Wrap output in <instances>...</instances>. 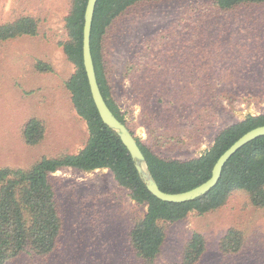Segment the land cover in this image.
<instances>
[{
  "label": "rangeland",
  "instance_id": "374dc122",
  "mask_svg": "<svg viewBox=\"0 0 264 264\" xmlns=\"http://www.w3.org/2000/svg\"><path fill=\"white\" fill-rule=\"evenodd\" d=\"M70 1L0 0V23L14 9L46 10L39 35L0 43V166L27 169L44 154L78 151L88 137L65 87L75 71L62 47ZM104 44L106 74L127 127L162 157L199 156L224 127L264 113V3L229 11L213 0L144 4L115 20ZM38 60L51 69L39 70ZM32 117L47 126L37 145L22 135ZM51 177L62 217L59 243L47 256L24 252L8 264H177L195 231L206 240L197 264H264V206L252 205L244 190L214 211L165 223L166 240L148 263L129 239L147 206L109 169L65 167ZM231 227L242 230L243 243L226 253L220 241Z\"/></svg>",
  "mask_w": 264,
  "mask_h": 264
},
{
  "label": "trees",
  "instance_id": "16d2710c",
  "mask_svg": "<svg viewBox=\"0 0 264 264\" xmlns=\"http://www.w3.org/2000/svg\"><path fill=\"white\" fill-rule=\"evenodd\" d=\"M160 1L163 0H98L96 5L91 52L97 80L107 104L123 123L124 113L113 96L105 70L106 32L115 20L130 9ZM87 2L70 1L64 17L67 37L62 47L75 66L74 73L65 80V87L71 94L77 114L85 120L89 134L83 147L76 152L63 149L56 155L44 154L27 169L0 166V264H8L24 252L44 257L56 248L62 232V217L51 175L65 167L86 172L109 169L118 184L129 190L135 202L147 206L144 216L134 222L129 239L136 254L148 263L158 256L166 240L165 223L180 221L192 212L203 215L221 208L235 190L246 191L252 205L264 206V136L240 148L224 166L216 186L194 200L167 202L149 191L127 146L118 132L104 123L92 98L83 60ZM213 2L219 9L229 11L249 4L264 3V0ZM45 12V6L35 12L14 9L9 19L0 23V43L20 36L39 35ZM36 67L41 71L51 69L42 60L37 61ZM260 125H264V113L249 114L221 129L208 149L189 159L162 157L139 138L136 139L159 187L165 192L177 193L208 180L220 155L244 133ZM46 134L47 126L39 118L28 119L23 126L22 135L30 145H37ZM163 137L164 133L155 139L161 142ZM182 141L185 140L178 139L179 143ZM220 243L224 252H237L243 243L242 230L231 227ZM205 251V237L195 231L185 246L183 259L177 264H197Z\"/></svg>",
  "mask_w": 264,
  "mask_h": 264
},
{
  "label": "water",
  "instance_id": "95a60500",
  "mask_svg": "<svg viewBox=\"0 0 264 264\" xmlns=\"http://www.w3.org/2000/svg\"><path fill=\"white\" fill-rule=\"evenodd\" d=\"M97 2L98 0H88L85 10V22L83 29V60L90 85V90L92 93V98L100 117L102 118L104 123L118 132L123 143L127 146L129 152L135 160L137 170L143 177L149 191L154 196H156L160 200L167 202H185L188 200H194L204 195L216 186L221 178L224 166L240 148H242L250 141L260 136H264V125L257 126L247 131L229 148H227L217 159L213 167L211 177L202 184L184 192L170 193L163 191L150 173L146 164L144 153L139 146L136 137L129 130L127 125L119 120L118 117L114 114L101 92L91 52V31Z\"/></svg>",
  "mask_w": 264,
  "mask_h": 264
}]
</instances>
